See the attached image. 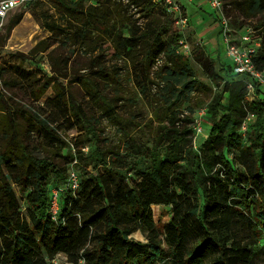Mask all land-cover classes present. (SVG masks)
<instances>
[{
    "label": "trees",
    "instance_id": "1",
    "mask_svg": "<svg viewBox=\"0 0 264 264\" xmlns=\"http://www.w3.org/2000/svg\"><path fill=\"white\" fill-rule=\"evenodd\" d=\"M51 1L72 22L70 45L86 41V35L94 33L97 39L110 43L119 57L135 61L142 81H149L155 72L171 87L179 84L172 90L175 101L196 87L190 61L210 80L221 77L222 71L232 80L207 105L209 131L198 148L192 147L190 130L179 128L178 114L169 110L167 126L160 132L167 143L165 156L152 152L149 170L138 171L131 179L117 165V156L110 160L107 153L96 148L84 157L81 149L97 137L85 126L84 114L58 88L56 77L39 84L19 67L13 68L33 87L36 101L51 87L54 102L66 111L68 130L85 132L90 138L70 143L39 115L21 109L10 111L0 92V264H54L52 260L60 254L68 264H77L79 259L84 264H156L164 258L170 261L163 264H250L256 252H264V246L257 244L264 240V89L247 76L232 75L224 65L216 71L201 46H194L190 56L177 54L183 34L162 3L94 0L95 5L85 7L84 0ZM222 2L227 16L256 19V29L262 28L263 32L254 33L261 40V48L253 62L263 70L264 0ZM128 8L140 14L142 26L122 16ZM16 24L12 20L11 25ZM101 58L102 53L97 54L89 75L77 82L109 114L111 108L100 86L112 81L113 76L109 60ZM248 84L254 90L252 101L246 99ZM249 114L255 120L243 138L239 129ZM16 115L24 119V130ZM27 133L54 149L56 159L38 157ZM79 161L91 166L94 173L82 174ZM71 167L78 178L75 192L67 184ZM12 184L25 195V218ZM53 188L63 189L56 220L48 212ZM159 206L170 208L165 224L157 216ZM243 226L255 236L254 244L240 238ZM137 230L145 234L147 243L131 238L138 239Z\"/></svg>",
    "mask_w": 264,
    "mask_h": 264
},
{
    "label": "rangeland",
    "instance_id": "2",
    "mask_svg": "<svg viewBox=\"0 0 264 264\" xmlns=\"http://www.w3.org/2000/svg\"><path fill=\"white\" fill-rule=\"evenodd\" d=\"M175 1L186 4L187 15L192 16L193 10L188 4L191 3L190 0ZM83 4L87 7L95 5V1L84 0ZM220 13L234 29H237L238 24L244 22L240 30H251L257 34L263 32L262 28L256 29V19L244 21L240 16L233 14L227 16L225 8H222ZM121 14L125 19L132 18V21H135L137 25H143L144 21L136 9L128 8L126 13L122 12ZM12 20H16L17 24L12 26ZM71 28L72 22L56 9L51 0H27L25 7L14 10L1 23L0 92L10 104V111L21 109L23 112L39 115L70 143L85 140L86 137L90 138L85 132H79L76 129L68 130L70 125L65 120L66 111L63 106L58 107L54 102L55 93L51 87L36 101L32 94L33 87L29 82L20 79L14 72L13 68L19 67L32 79L37 80L39 84L51 76L57 78L58 88L65 91L68 99L79 108L81 114H84L85 126L97 137L92 143L87 144L85 151H82L84 157L89 156L96 148L107 153L110 160L116 159L117 156L120 161H116V163H119L117 165L121 166L126 177L133 179L137 176L136 172L148 171L152 152L156 151L161 154V157L165 156L167 143L162 140L160 132L161 128L167 126V116L171 111H175L181 119L178 123L179 128L185 127L190 130L192 147L194 149L199 147L209 131V121L205 118L207 115L200 117L199 113L206 109L214 95L221 91L225 83L232 80V77L225 76L222 71L221 77L210 80L199 65L190 61L193 72L192 79L196 82V87L191 93L184 94L182 99L175 101L172 97V90L179 88V84L173 83L174 86L171 87L167 82L158 78L155 72L151 73L149 81H142L134 66L135 61H130L123 56L119 57L118 53H115L110 47V43L97 39L94 33H88L86 41L77 42V40L76 45H70L68 33ZM183 34H186V31ZM197 35L207 42L213 38L218 39L215 38L217 33L207 35L202 28L198 30ZM124 36H127L125 31ZM48 46L47 51L41 52ZM99 53H102L100 60H109V71L113 76L112 81L100 86V90L111 108L109 114L97 102L91 100L84 88L77 82L78 78L89 75L95 65L94 58ZM217 54L218 52L210 56L214 62L215 70L220 71L224 65L226 70H231L232 74V64L225 59L224 53H219V59ZM224 60L225 64H223ZM160 63L159 61L158 64ZM56 74H60V76ZM247 96L252 97V94L248 93ZM14 117L23 125L21 129L24 130V119L18 118L17 115ZM67 119L70 120L69 117ZM197 120L198 122H196ZM254 120L255 117L251 118V123ZM198 123H201L203 127L201 135H197L194 130ZM27 134L30 146L38 157H47L53 161L56 159L54 149H50L36 135ZM57 161L59 162V160ZM78 166L82 174L84 171L94 173L92 167H86L83 161H79ZM12 189L20 206V214L25 218L28 214L25 195L15 184H12ZM169 210L170 208L166 206L158 207L157 216L161 223L168 222ZM240 230V238L254 244L255 236L252 232L244 226L240 227ZM137 232H140L137 235L139 240L133 236L131 238L141 243H147L145 234L140 230ZM257 244L261 248L264 246V240L257 241ZM53 260L65 263L64 256L61 254ZM167 261L170 260L164 258V262ZM250 264H264V252H256Z\"/></svg>",
    "mask_w": 264,
    "mask_h": 264
},
{
    "label": "built area",
    "instance_id": "3",
    "mask_svg": "<svg viewBox=\"0 0 264 264\" xmlns=\"http://www.w3.org/2000/svg\"><path fill=\"white\" fill-rule=\"evenodd\" d=\"M155 4L162 3L166 12L174 19L175 26L179 29V32L183 34L184 30L190 23V17L185 15L181 9L179 3L175 0H152ZM27 0H0V25L5 19L16 9L25 7ZM208 8L214 12L219 28L220 38L224 44V56L225 59L232 64V74L247 76L251 81L259 84L264 89V69L258 70L253 62L257 52L261 48L260 38L254 37V31L251 30H236L232 28L227 19L221 15L223 8L222 0H207ZM192 20V19H191ZM196 19L193 24H195ZM184 35V34H183ZM198 45L200 43L198 42ZM194 46H192L185 35L178 41L176 53L181 56H190ZM248 92L253 93V87L248 84ZM207 110H202L199 113L200 117L206 116ZM251 118L253 115L249 114L240 125V134L245 138L246 133L251 126ZM198 122V120L196 121ZM197 135H201L203 127L201 123H198L194 127ZM86 148L81 149L85 151ZM75 163V162H74ZM68 187L72 191H76L78 188L77 173L73 167L69 170L68 175ZM62 188H53L51 190V197L48 205V212L52 220H56L59 213V195L62 192ZM52 263H57L56 260H52ZM164 262H158L156 264H163ZM68 264V263H64ZM77 264H84L83 259H79Z\"/></svg>",
    "mask_w": 264,
    "mask_h": 264
},
{
    "label": "crops",
    "instance_id": "4",
    "mask_svg": "<svg viewBox=\"0 0 264 264\" xmlns=\"http://www.w3.org/2000/svg\"><path fill=\"white\" fill-rule=\"evenodd\" d=\"M190 2L191 3H188V4L191 5V10H193V13H192V16H189L190 23L188 27L186 28V30H184L186 31V34H184L185 38L188 40V42L192 46L203 47L209 56L218 52L217 57L219 59V55L223 54L224 44L222 40H218L220 39L219 37L220 30L216 26L217 19H216L215 14L213 13V11H211L208 8L207 0H190ZM179 5L181 9L183 10L184 14L187 15L188 8H186L185 6L186 4L179 3ZM195 19H196L195 24H193ZM201 28L205 31L207 35L212 34V33H217L215 38H218V39L216 40L213 38L214 41L210 39L208 41L209 43L207 41H204V38H201L197 35L198 30ZM198 42L200 43V45H198ZM220 62H223V61L220 60ZM225 62L226 61L224 60V63ZM251 94H252V97L247 96L246 98L248 101H252L255 98L254 92Z\"/></svg>",
    "mask_w": 264,
    "mask_h": 264
}]
</instances>
